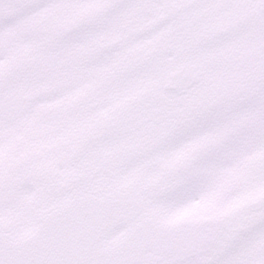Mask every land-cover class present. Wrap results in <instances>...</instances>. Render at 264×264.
Masks as SVG:
<instances>
[{
  "label": "snow or ice",
  "instance_id": "snow-or-ice-1",
  "mask_svg": "<svg viewBox=\"0 0 264 264\" xmlns=\"http://www.w3.org/2000/svg\"><path fill=\"white\" fill-rule=\"evenodd\" d=\"M0 264H264V0H0Z\"/></svg>",
  "mask_w": 264,
  "mask_h": 264
}]
</instances>
